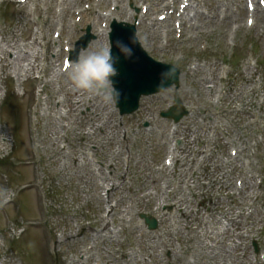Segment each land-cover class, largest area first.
<instances>
[{
    "label": "rangeland",
    "instance_id": "1",
    "mask_svg": "<svg viewBox=\"0 0 264 264\" xmlns=\"http://www.w3.org/2000/svg\"><path fill=\"white\" fill-rule=\"evenodd\" d=\"M63 1L0 0V41L36 59L20 85L1 75L0 264H264V0H177L169 14L163 0L149 13L139 0ZM136 7L142 46L182 76L119 115L75 89L65 59L87 25L85 53ZM174 95L188 110L177 124L160 115ZM169 149L181 162L165 167Z\"/></svg>",
    "mask_w": 264,
    "mask_h": 264
},
{
    "label": "water",
    "instance_id": "2",
    "mask_svg": "<svg viewBox=\"0 0 264 264\" xmlns=\"http://www.w3.org/2000/svg\"><path fill=\"white\" fill-rule=\"evenodd\" d=\"M112 27L114 29L110 33L111 49L112 53L119 57L118 62L114 65L118 70V75L112 77L115 88L120 92V98L116 105L121 113H129L137 107L142 95L157 92L173 83L177 84L178 70L175 68L174 74H169L168 69L171 66L153 60L146 53L135 37L134 25L119 23ZM117 41H121L132 48V57L125 58L121 54L116 46ZM175 102L176 105L170 107L163 115L173 116L174 120H177L186 111L179 106L177 99ZM174 109H178L179 112L173 114ZM142 217L145 218V222L150 228L156 227V221L153 218L149 219L147 215H142Z\"/></svg>",
    "mask_w": 264,
    "mask_h": 264
},
{
    "label": "clouds",
    "instance_id": "3",
    "mask_svg": "<svg viewBox=\"0 0 264 264\" xmlns=\"http://www.w3.org/2000/svg\"><path fill=\"white\" fill-rule=\"evenodd\" d=\"M117 48L125 58L133 55V50L121 41L116 42ZM119 60L112 53L109 46H102L94 51L80 52L77 61H69L64 68L69 71L70 80L78 91L101 96L105 102L117 103L120 92L114 86L112 77L118 75L114 66ZM175 66L168 69L169 74H174Z\"/></svg>",
    "mask_w": 264,
    "mask_h": 264
},
{
    "label": "bare ground",
    "instance_id": "4",
    "mask_svg": "<svg viewBox=\"0 0 264 264\" xmlns=\"http://www.w3.org/2000/svg\"><path fill=\"white\" fill-rule=\"evenodd\" d=\"M14 2H16L17 4H23V3H25L26 1H29V0H24V1H21V0H13ZM80 1V0H79ZM140 1V3H147V5H148V8L151 10L153 7H155V6H157L156 4H154V3H148V0H139ZM179 1V3H180V0H178ZM178 1L177 0H163V2H162V8H161V10H163L164 9V11L165 12H167V11H169L170 10V8L174 5V4H178ZM44 2H45V4H46V6H47V3L49 2V0H44ZM63 2H65V4L67 5V7L69 8H71V6H76L77 4V0H65V1H63ZM82 2H84V1H82ZM110 2V1H109ZM197 2V1H196ZM219 3V2H218ZM224 3V2H223ZM187 5H188V3H186ZM185 4V5H186ZM229 4V3H228ZM80 5V4H79ZM184 5V4H183ZM220 5V4H219ZM224 5V4H223ZM215 6V5H214ZM256 6V5H255ZM66 7V8H67ZM91 7V6H90ZM218 7V6H217ZM224 7V6H223ZM257 7V6H256ZM78 8H79V6H78ZM156 8V7H155ZM35 9H37V8H35ZM72 9V8H71ZM76 9V8H75ZM160 9V8H159ZM219 9H220V7H219ZM225 9V8H224ZM256 9V8H255ZM40 10V9H39ZM156 10H158V9H156ZM231 10V9H230ZM86 11V9H84V11H82V12H85ZM218 11V10H217ZM237 11V10H236ZM89 12V11H88ZM151 12V11H150ZM223 12V11H222ZM231 12V11H230ZM252 12H253V10H252ZM85 13H87V12H85ZM164 13V12H163ZM228 13V12H227ZM254 13V12H253ZM256 13V12H255ZM261 13V12H260ZM263 13V12H262ZM78 14H80V13H78ZM177 14V13H176ZM223 14V13H222ZM132 15V14H131ZM221 15V14H220ZM224 15V14H223ZM255 16V15H254ZM113 17H115V16H112V18ZM146 17V16H145ZM216 18V17H215ZM218 18V17H217ZM256 20H257V18H256ZM141 21V20H140ZM153 21V25H156L157 24V22H155L154 20H152ZM143 22V21H142ZM46 23H48V25H50V26H52L54 23L51 21V20H49V21H46ZM138 23V22H137ZM167 23V22H166ZM163 24H165V23H163ZM162 24V25H163ZM153 25H152V27H153ZM161 25V24H160ZM165 26V25H164ZM151 27V28H152ZM155 27H157V26H155ZM156 29V28H155ZM2 30L3 29H1L0 30V33H2ZM158 30V29H157ZM168 30V29H167ZM101 32H107V27H106V29H101ZM11 35V34H10ZM46 36V35H45ZM11 37V36H10ZM6 38V37H5ZM144 38H148V37H144ZM47 40V39H46ZM148 40V39H147ZM1 42V44H0V83H1V75L2 74H4L5 75V77H7V79L9 78H12V77H14L16 80H17V83H18V85H20V83H21V80H22V78L24 77V76H28L29 78H31V79H33V78H35L34 77V75H32L30 72H31V70H33V68H34V65H35V61H36V59L33 61V62H35V63H31V61H29V58H28V56L26 57V55H24L23 54V50L20 48V45H21V43L19 42V40L18 39H16V40H2V41H0ZM33 43V42H32ZM27 44V43H26ZM25 44V45H26ZM27 47V46H26ZM28 48V47H27ZM91 49V48H90ZM25 50H26V48H25ZM90 51V50H89ZM9 52H11L12 53V58H9L8 56H7V54L9 53ZM34 52V51H33ZM86 52V51H85ZM58 54V53H57ZM34 55V54H33ZM38 55V54H37ZM32 57V56H31ZM40 57V56H39ZM31 60V59H30ZM33 60V59H32ZM45 61V60H44ZM42 63V62H41ZM40 63V64H41ZM45 63V62H44ZM55 61L54 60H52V61H49L48 62V65H49V67H50V79H49V83H58L59 82V76H60V72H59V70L58 69H56V65H55ZM38 65V64H37ZM42 67V70H44L45 69V64H43V65H41ZM59 66V65H58ZM12 76V77H11ZM69 87V86H68ZM68 89V90H67ZM66 90L67 91H69V89L70 88H67ZM72 90V89H71ZM1 91V90H0ZM58 91H59V88H58V86H57V90H56V92H54V94L56 95L57 93H58ZM53 97V96H52ZM51 97V98H52ZM45 98V97H44ZM48 98H49V96H48ZM50 98V99H51ZM54 98V97H53ZM48 100V99H47ZM46 100V101H47ZM57 100V102H58V99H56ZM82 102V101H81ZM81 102H77L78 104L76 105V103L75 104H73V105H71L70 106V108L71 109H76L77 107L76 106H79V104L81 103ZM40 103V102H39ZM59 103V102H58ZM67 111H69V110H67ZM175 151H176V149H175ZM169 152H170V155H171V157H172V161H174L175 163H176V165L179 163V159L177 158V155H175V152H174V150L172 149H170L169 150ZM181 162V161H180ZM179 166H180V164H179ZM112 206V205H111ZM110 211V210H109ZM183 254V253H182ZM185 256V255H184ZM182 257H183V255H182Z\"/></svg>",
    "mask_w": 264,
    "mask_h": 264
},
{
    "label": "snow or ice",
    "instance_id": "5",
    "mask_svg": "<svg viewBox=\"0 0 264 264\" xmlns=\"http://www.w3.org/2000/svg\"><path fill=\"white\" fill-rule=\"evenodd\" d=\"M250 23H251V21H250Z\"/></svg>",
    "mask_w": 264,
    "mask_h": 264
}]
</instances>
